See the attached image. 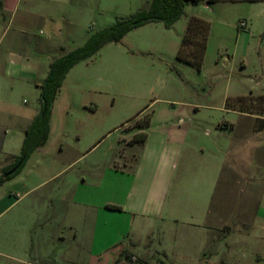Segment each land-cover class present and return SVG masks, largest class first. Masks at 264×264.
<instances>
[{"label": "rangeland", "instance_id": "obj_1", "mask_svg": "<svg viewBox=\"0 0 264 264\" xmlns=\"http://www.w3.org/2000/svg\"><path fill=\"white\" fill-rule=\"evenodd\" d=\"M151 3L70 0L66 5L48 4L37 12L53 19L36 18L28 28V41L19 47L32 54L29 64L44 72L53 57L84 46L91 34L148 10ZM192 17L210 23L201 69L177 58ZM242 22L245 27L240 26ZM16 25L7 31L3 45L17 30L19 34L21 27ZM7 61L0 58L4 85L0 87V176L21 154L24 129L32 124L23 117L39 110L41 94V81L25 85L6 78ZM89 61L64 81L46 145L0 187V264H169L160 255L165 240L160 221L145 229L141 218L133 219L130 211L106 221L100 209L86 207H75L83 217L70 220L66 215L74 207L69 199L83 190L97 195L106 167H124L127 159L140 154V145H129L123 138L146 125L162 102L193 104L198 124L212 134L215 121L231 120L222 112L228 97H250L239 103L234 100L236 108L264 117V102L259 98L264 95V3H188L171 28L164 23L147 24L120 43L107 45ZM248 148L244 153L250 156ZM244 163L225 169L210 224L222 229L220 242L227 244L230 262L264 264V214L257 215L264 195V165ZM95 228L100 233L108 229L114 237L113 245L99 250L97 257L91 249ZM98 239H103L101 234Z\"/></svg>", "mask_w": 264, "mask_h": 264}, {"label": "crops", "instance_id": "obj_2", "mask_svg": "<svg viewBox=\"0 0 264 264\" xmlns=\"http://www.w3.org/2000/svg\"><path fill=\"white\" fill-rule=\"evenodd\" d=\"M69 1L0 0V58L8 59L4 70L6 78L17 79L25 85L34 81H41V84L44 82L56 57L48 61L47 69L44 67L42 72L40 67L29 64L32 54L19 45L28 41V28L36 18L53 19L52 15L38 13L37 9L48 7V4L66 5ZM243 1L264 3V0L220 2ZM16 24L21 27L19 34L17 30L18 36L11 37L3 45L7 31ZM67 53L64 52L60 56ZM113 55L115 58L125 59L124 55ZM88 62L91 61L76 65L69 74ZM7 85L9 86L8 83ZM1 86L4 87L2 82ZM11 89H14L13 86ZM239 97L246 96L226 98L222 112L230 115L231 120L215 121L213 134L209 130H202V125L198 124L199 115L193 104H174L168 101L160 103L154 115H150L148 124L137 126L138 129L123 138L129 145H140V154L131 160L127 159L124 167H106L97 195L85 190L73 195L69 202L74 209L66 217L70 220L83 217L82 211H77L75 207L100 209L99 213L107 218L106 221L113 219L114 214L122 216L130 211L133 219L137 216L141 218L139 222H143L145 229L149 228L154 220L163 224L165 240L161 244L160 255L165 257L169 264H234L227 259V244L220 242L223 238L222 229L210 224L213 201L228 165H243V162L245 165H264V117L228 106V100L234 101ZM146 110L134 119L143 115ZM38 112L39 110L31 115L27 113L23 119L32 123ZM29 125L24 130H27ZM141 132L147 134L145 142L130 143V140ZM246 147H250V156L244 153ZM107 205L120 206L123 211L109 210ZM261 212L263 215L264 195L257 215ZM124 218L129 222L127 217ZM105 230L101 233L98 228L94 230L91 249L96 257L99 250L109 249L114 243L113 235L108 229ZM100 234L103 237L101 242L98 239ZM94 255L92 254L95 259ZM239 264H263V261Z\"/></svg>", "mask_w": 264, "mask_h": 264}, {"label": "trees", "instance_id": "obj_3", "mask_svg": "<svg viewBox=\"0 0 264 264\" xmlns=\"http://www.w3.org/2000/svg\"><path fill=\"white\" fill-rule=\"evenodd\" d=\"M202 1L212 4L222 0H152L148 10L138 11L130 18L117 20L113 25L91 34L84 46L54 59L47 78L40 85L39 112L25 132L21 154L13 157L14 162L3 170V174L0 176V187L18 175L31 155L48 142L56 98L67 75L76 65L92 60L107 45L120 43L130 32L147 24L164 23L167 28H171L182 17L188 3L198 4ZM209 34L210 23L201 18L192 17L177 55L178 60L201 69L206 55ZM249 98L239 97L235 101L239 103L246 99L249 100ZM259 98L264 102V95ZM228 106L236 108L231 99L228 100ZM240 110L245 111L242 107ZM146 138L147 134L141 132L136 134L130 143L145 142ZM106 208L117 212L123 210L117 205H107Z\"/></svg>", "mask_w": 264, "mask_h": 264}, {"label": "built area", "instance_id": "obj_4", "mask_svg": "<svg viewBox=\"0 0 264 264\" xmlns=\"http://www.w3.org/2000/svg\"><path fill=\"white\" fill-rule=\"evenodd\" d=\"M240 26H241V27H245V23L242 22V23L240 24Z\"/></svg>", "mask_w": 264, "mask_h": 264}]
</instances>
